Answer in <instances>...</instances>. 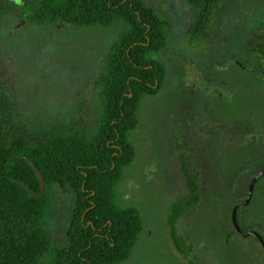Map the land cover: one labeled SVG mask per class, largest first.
<instances>
[{"label": "rangeland", "instance_id": "374dc122", "mask_svg": "<svg viewBox=\"0 0 264 264\" xmlns=\"http://www.w3.org/2000/svg\"><path fill=\"white\" fill-rule=\"evenodd\" d=\"M144 1L169 22L168 45L153 54L165 64L167 76L156 96L142 100L137 129L129 135L136 156L117 187L116 203L140 213L142 232L122 264H189L193 259L200 264H264L262 245L253 236L236 233L231 220L235 205L247 199L248 178L258 174L260 159L264 160V125L257 133L248 126L264 123V98L254 87L245 88L251 84L250 77L230 61L234 54H242L238 62L249 67L254 63L247 49L252 31L264 27V0H222L208 33L195 42H190L188 30L197 11L188 0ZM8 18L0 21V48L2 37L17 23ZM123 29L120 22L78 29L30 27L15 37L28 50L17 53L16 60L13 55L7 74H18L12 63L30 62L24 69L35 81L31 111H44L50 123L62 124L71 118L68 111L60 115V110H53L66 85L64 108L77 99L85 113L65 123V135L78 130L92 135L103 111L101 79L110 49ZM4 57L8 64L9 54ZM193 67L198 79L220 89L218 94L212 87H186ZM74 82L80 88L71 89ZM259 88L264 91V79ZM19 98L25 96L20 93ZM41 108L46 110H34ZM256 139L262 142L261 148L254 146ZM182 160L203 192L201 203L178 224L179 234L194 246L188 260L176 250L167 227L172 204L190 193ZM53 198L52 233L63 245L75 200L71 190L61 189H55ZM238 223L244 233L256 231L264 236V177L251 203L239 208Z\"/></svg>", "mask_w": 264, "mask_h": 264}, {"label": "trees", "instance_id": "16d2710c", "mask_svg": "<svg viewBox=\"0 0 264 264\" xmlns=\"http://www.w3.org/2000/svg\"><path fill=\"white\" fill-rule=\"evenodd\" d=\"M22 1L24 6L0 0V21L10 10L11 20L17 21L30 13L29 27H110L120 22L124 29L108 57L97 131L50 137L42 145L34 143L29 161L0 162V264H122L142 232V218L135 208L117 205L116 191L135 160L129 135L137 129L141 102L156 96L166 81L167 68L153 54L166 49L169 22L144 0ZM221 2L188 0L197 11L196 22L188 30L190 42L208 32ZM247 50L254 63L244 65L246 72L259 82L264 77V27L252 31ZM230 58L231 65L242 72L235 62L243 60L242 56ZM32 164L45 179L44 192ZM263 167L264 160L256 172ZM182 171L190 193L172 204L167 227L176 250L188 260L194 246L179 234L178 224L201 203L203 192L185 160ZM55 189L71 190L75 200L63 245L52 233ZM188 262L200 264L196 259Z\"/></svg>", "mask_w": 264, "mask_h": 264}, {"label": "flooded vegetation", "instance_id": "af4514ba", "mask_svg": "<svg viewBox=\"0 0 264 264\" xmlns=\"http://www.w3.org/2000/svg\"><path fill=\"white\" fill-rule=\"evenodd\" d=\"M9 12L5 13L4 17L5 16L11 17V14L13 15V11L9 10ZM25 14L27 13H24L20 17V19L17 21V23L12 27V29L9 32V35L2 37V40L4 39L5 41L3 40L4 42L3 47L0 48V162H4L7 160L17 161L18 159H24V160L29 161L30 156L28 155L32 152L34 143H36L37 145H42L50 137L52 138L70 137V136L78 137L81 133L86 132V131L78 130V131L70 132L67 135H65V129L62 128V127H65L64 126L65 123L72 122L74 119H77V120L80 119L81 118L80 113L81 114L85 113L84 108L81 106L80 101H77V99L74 100L72 104L64 108L65 106L63 103L66 100V96H65V90L67 89L66 85H65L64 92H63V97L59 98L56 101L58 108L55 107L53 108V110H60V115L68 111V113L71 115V118L69 117V120H66L62 124H59L56 122L50 123V120H47L45 118L44 111H41V112L31 111L33 110V108L31 107L30 104L35 94L34 93L35 91H33L32 88L34 87L35 81H31L30 76L29 77L27 76L28 69H24L25 67H28L27 64L30 62H28L26 65H23V61L21 64L17 63L16 65L12 63V66L14 65L15 68L17 66L18 74H13V75L11 74V76L7 74V72H9V69H7V67H11L10 62L13 59V55L16 60V57L18 59L17 53H20V52L25 53L28 50L26 46L24 47V44L20 45L19 40L18 39L16 40L15 38L19 32L21 33L25 29H28L31 27V26L30 27L27 26V22H26V25L24 27L15 29L16 25L20 22V20L24 17ZM196 16L197 15H195L194 17L193 24L196 22ZM8 21H11V18H8ZM59 26H65L66 29H67V26H68V29L69 27H72L73 29L79 28V27L65 25V24L57 25L58 28ZM2 50H6V51L2 53ZM110 52H111V49H110ZM110 52H109V56H110ZM5 53L9 54L10 56L8 64L6 63V59L4 57ZM239 55H242V54H239ZM250 59L251 58L249 57V60ZM25 61H26V58H25ZM235 62L239 65V67L244 69V71L247 70V67L239 63L237 60H235ZM107 70H108V67H107ZM21 72L23 73V75H19ZM103 77L101 79V83L103 84L102 89L104 88ZM247 77L248 78L250 77L249 81H251V84L245 88L254 87L255 89H257L256 92H259V94L264 98V91L259 88V84L262 82L264 77L260 76L259 82H256L254 78L251 77L249 74H247ZM205 82L207 84L208 89L212 87L216 89L215 93L218 94V91L220 90L218 87L214 86L213 84L208 83L206 80ZM75 86L80 88L78 84L75 82L70 84L71 89H74ZM195 88L196 87L190 88V89H195ZM20 93L21 95L25 96L24 99L19 98ZM34 110H46V109L41 108V109H34ZM33 113L35 114L33 115ZM263 125L264 123L263 124L255 123L254 125L250 124L248 126H250V128L254 132L256 131L255 133H257V131ZM49 131H52V132H49ZM253 144L257 148L258 147L261 148L263 146L262 142L259 141V139H256V141L253 142ZM253 144H250V145L252 146ZM256 152L260 153L259 150ZM258 153H256L255 156L258 157ZM262 160L263 159H260V161ZM248 189H249V186H248Z\"/></svg>", "mask_w": 264, "mask_h": 264}, {"label": "water", "instance_id": "95a60500", "mask_svg": "<svg viewBox=\"0 0 264 264\" xmlns=\"http://www.w3.org/2000/svg\"><path fill=\"white\" fill-rule=\"evenodd\" d=\"M7 1L8 2H14V3H16V4L20 5V6H24V3H23L22 0H19V2H17V0H7ZM29 16H30V13L25 14L24 17L20 20V22L16 25L15 29H19L21 27H24L26 25V22H27V19H28ZM196 86H200L202 88H207V84H206L205 80L204 79H201V80L198 79V71L196 70V68L193 67V68H191L190 78L186 82V87L194 88ZM32 167L36 171V173L38 175V178L41 181L42 191L44 192L45 191V187H46L45 179H44L42 173L39 171V169L34 164H32ZM263 176H264V167L252 179V181H251V183L249 185L247 199L237 203L235 205V207L233 208L232 215H231V220H232L233 230L236 233H238V234H240V235H242L244 237H249V236L255 237L260 242L262 247L264 248V239H263V237H262V235L260 233H258L256 231L244 233L242 231V229L240 228L239 223H238V209L241 206H246V205H249L251 203L253 195H254V190H255L256 184L258 183V181Z\"/></svg>", "mask_w": 264, "mask_h": 264}, {"label": "snow or ice", "instance_id": "6c2138e0", "mask_svg": "<svg viewBox=\"0 0 264 264\" xmlns=\"http://www.w3.org/2000/svg\"><path fill=\"white\" fill-rule=\"evenodd\" d=\"M17 2H19V0H17Z\"/></svg>", "mask_w": 264, "mask_h": 264}]
</instances>
